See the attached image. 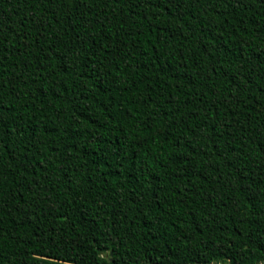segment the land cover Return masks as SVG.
I'll return each mask as SVG.
<instances>
[{"label": "trees", "instance_id": "1", "mask_svg": "<svg viewBox=\"0 0 264 264\" xmlns=\"http://www.w3.org/2000/svg\"><path fill=\"white\" fill-rule=\"evenodd\" d=\"M0 264H264V0H0Z\"/></svg>", "mask_w": 264, "mask_h": 264}]
</instances>
